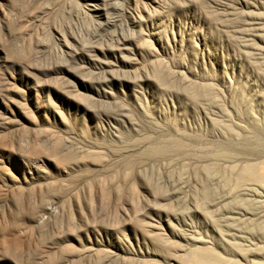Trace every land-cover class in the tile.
I'll use <instances>...</instances> for the list:
<instances>
[{
  "label": "rangeland",
  "instance_id": "rangeland-1",
  "mask_svg": "<svg viewBox=\"0 0 264 264\" xmlns=\"http://www.w3.org/2000/svg\"><path fill=\"white\" fill-rule=\"evenodd\" d=\"M146 1L145 33L126 16L145 0H0V264H187L164 223L216 248L204 205L264 185V0ZM258 238L226 243L262 263Z\"/></svg>",
  "mask_w": 264,
  "mask_h": 264
},
{
  "label": "bare ground",
  "instance_id": "bare-ground-1",
  "mask_svg": "<svg viewBox=\"0 0 264 264\" xmlns=\"http://www.w3.org/2000/svg\"><path fill=\"white\" fill-rule=\"evenodd\" d=\"M134 2H137V0H133ZM148 3L150 4L151 2H149V1H146L145 0V2H143L142 3V5H143V9L145 10V13H143L142 12V10H137V9H134V10H129V11H127V18H128V20H129V22H130V24L133 26L132 28L134 29V28H138V30H139V32H145V29H146V27L147 26H151V27H154V25L155 26H159L160 24H161V22H160V17L161 16H157V14L155 13H151V12H148L147 10H146V8H147V5H148ZM119 5V4H118ZM128 5V4H127ZM154 5L158 8V9H164V5L163 4H161V3H159V2H155L154 1ZM141 8V7H140ZM165 17L166 18H168V19H170L171 18V15H169V14H165ZM99 26V25H98ZM135 30V29H134ZM136 31V30H135ZM146 33V32H145ZM158 33H159V29L157 30V31H152L151 29H150V32H149V34H150V36H152L153 38H156V39H159V36H158ZM250 35V38H254V37H256V38H260V39H262V40H264V37L260 34V33H250L249 34ZM153 56H155L156 54H152ZM146 106H147V104H146ZM151 109H152V111H154V113L157 111V109H156V107L155 106H153L152 105V107H151ZM149 110V109H148ZM157 113L158 114H160L158 111H157ZM157 114V115H158ZM159 116V115H158ZM163 117V116H162ZM164 118V117H163ZM175 118V117H174ZM177 118H179V117H177ZM158 119H160V118H158ZM170 119V118H169ZM206 119L211 123V125L215 128L213 131H212V134H214V135H216L217 137L220 135V133H222L221 131L222 130H220L219 128H217V125H215L214 124V121L212 120V118H210L209 116H206ZM177 120V119H176ZM163 121H165V120H163ZM175 121V120H174ZM173 121V122H174ZM167 122V121H166ZM169 122V121H168ZM181 125V124H180ZM184 125V124H183ZM183 125H181L182 127H183ZM172 126V125H171ZM173 126H174V124H173ZM181 126H179V124L177 123V124H175V128H178V127H181ZM185 126V125H184ZM203 131H205V130H203ZM195 133V132H194ZM238 134H234V137H238L237 136ZM198 137V136H197ZM221 151V150H220ZM198 152V151H197ZM207 153V152H206ZM210 153V152H209ZM222 153V152H221ZM220 153V154H221ZM224 153V152H223ZM219 154V153H218ZM217 154V155H218ZM216 155V156H217ZM224 155H226L225 153H224ZM223 155V156H224ZM188 156V155H187ZM222 156V155H221ZM228 154L225 156L226 157V159L228 158V157H230V155L228 156ZM192 157V156H191ZM208 157H210V156H208ZM213 157V156H212ZM220 157V156H219ZM182 158V157H181ZM214 158H216V157H214ZM221 158V157H220ZM224 158V157H223ZM216 159H218V158H216ZM229 159V158H228ZM227 159V160H228ZM173 160V159H172ZM171 160V161H172ZM230 160V159H229ZM170 161V162H171ZM182 161V160H181ZM199 161V160H198ZM209 161V160H208ZM213 162V161H212ZM181 163V162H180ZM215 163V162H214ZM185 164V163H184ZM195 164V163H194ZM215 164H218V162L217 163H215ZM224 165H225V163H223ZM222 164V165H223ZM227 164V163H226ZM251 164V163H250ZM181 165V164H180ZM204 165V164H203ZM211 165V164H210ZM183 166V165H182ZM181 166V167H182ZM185 167H186V165H184ZM207 166V165H206ZM205 166V167H206ZM213 166V165H212ZM216 166L217 165H214L212 168H209V167H211V166H209V164H208V167L206 168V170L207 171H205L204 170V172L206 173V172H209V174L211 173L212 175H214V174H220L219 172H220V168H216ZM226 166V165H225ZM176 167V166H175ZM204 167V168H205ZM237 167V166H236ZM236 167H235V169H236ZM245 167V166H244ZM249 167V166H248ZM184 168V167H183ZM187 168V167H186ZM202 165H201V169L200 170H202ZM203 168V169H204ZM230 168H232L231 166L229 167V169ZM243 168V167H242ZM178 169V168H177ZM181 169V168H180ZM228 169V170H229ZM234 169V170H235ZM184 170H187V169H184ZM184 170H182V171H184ZM234 170H232V171H234ZM242 170V169H241ZM251 170V169H250ZM253 170H254V167H253ZM179 171V170H178ZM181 171V170H180ZM222 171V170H221ZM252 171V170H251ZM243 172V171H242ZM247 172V171H246ZM182 172H180V174H181ZM184 173V172H183ZM197 173V172H196ZM223 173H225V172H223ZM245 173V172H244ZM250 173H252V172H250L249 171V173L248 174H250ZM179 174V173H178ZM180 174H179V177H180ZM222 174V173H221ZM239 174V173H238ZM177 175V174H176ZM200 175V174H199ZM201 175H203V174H201ZM217 175V176H218ZM226 175V174H225ZM224 175V176H225ZM246 175V174H245ZM167 176V175H166ZM222 176V175H221ZM223 176V177H224ZM239 176V175H238ZM237 176V179H240L239 177ZM241 176V175H240ZM169 177V176H168ZM167 177V178H168ZM215 177V176H214ZM243 176H241V178H242ZM247 177V176H246ZM246 177L244 176V178L242 179V181L244 180V179H246ZM181 178H183V176L181 175V177H180V179H179V182H180V180H182ZM200 178V177H199ZM218 178H221V179H219L220 180V183H221V181H224L225 180V178H228V177H225V178H222V177H218ZM171 180H172V177L170 178ZM210 179V178H209ZM224 179V180H223ZM263 179V178H262ZM178 180V179H177ZM228 180V179H227ZM227 180H226V184L225 185H227ZM241 180V179H240ZM240 180H238V181H240ZM247 180V179H246ZM249 180H252V178H249ZM260 180V179H259ZM170 181V180H169ZM234 181V180H233ZM211 182V181H210ZM225 182V181H224ZM230 182H231V180H230ZM244 182V181H243ZM249 182V181H248ZM254 182H256V181H254ZM258 182V181H257ZM178 183V182H177ZM223 183V182H222ZM221 183V184H222ZM233 183V182H232ZM242 183V182H241ZM253 183V182H252ZM157 184V183H156ZM223 184V185H224ZM235 184V183H234ZM240 184V182L237 184V186ZM244 184V183H243ZM243 184H241V186L243 185ZM254 184V183H253ZM252 184V185H253ZM256 184V183H255ZM258 184V183H257ZM174 185V184H173ZM223 185H221V186H223ZM251 185V186H252ZM258 185H260V184H258ZM162 186V185H161ZM217 186V185H216ZM231 186H233V185H231ZM230 186V187H231ZM240 186V187H241ZM244 186V185H243ZM257 186V185H256ZM228 187V186H227ZM235 188L233 191H231V193L230 192H228L227 194H225V195H221V194H218V195H216V197L214 198V199H212L211 200V202H207L208 204L205 206L204 205V207H205V209L203 210V212L202 211H200V215L202 216V218H203V220H204V222H205V224L207 225V227L209 228L208 230H209V232L211 233V237H213V238H216V239H214V241H215V243H216V248L218 247V248H222L223 250H225L226 251V253H224V252H222V253H224V254H226L227 256H230V257H225V256H222V255H224V254H222V253H220V254H222V255H220L219 254V252H217L216 250H218V249H216V248H214V247H212V246H209V245H207V243H209L210 244V242H212L213 240H211L210 241V239L211 238H205L206 240H204V239H195V237L194 236H192L191 234L189 235L188 234V236L186 235V236H183L182 234H179L178 232H176L174 229H173V226L172 225H170L169 223L170 222H168V221H166L165 223H164V225H165V228L167 229V231L169 232V234H172V236H175V237H177L178 238V240L180 241V239H182V240H185V241H187L186 243H188V241L190 240L191 241V244H194V245H191V244H187L188 246H190V248H192L191 246H194L193 247V249H191L192 250V252H193V254H195L194 255V259L191 261V262H189V263H187V264H264V262H262V263H260L259 261H257V259H260L261 258V260H263L262 259V257H263V252L261 253L260 251V253L258 252V250H257V252H250V250H249V252L248 253H246V252H244V251H240V250H238V248L239 249H244V247L241 245V246H239L240 245V243H237V244H235V245H231V243L230 244H228V242L226 243V241L227 240H229V239H233V238H240V239H243L244 240V242H245V240L246 239H248V238H250V237H253V236H255V237H259L258 239L260 240V242H264V228H261V229H258L257 231H255V227H254V225H255V221H256V219L257 218H260L262 221H264V185H260L258 188H255V189H250L251 187H249V189L247 188V189H241V188H243V187H241V188ZM245 187V186H244ZM176 188V187H175ZM223 188H224V186H223ZM226 188V187H225ZM224 188V189H225ZM260 188V189H259ZM178 189V188H177ZM214 190V189H213ZM220 193V192H219ZM224 194V193H223ZM212 197V196H211ZM201 200V199H200ZM199 200V201H200ZM205 200H206V198H205ZM192 201V200H191ZM198 201V202H199ZM194 203V202H193ZM205 204V203H204ZM179 206H180V204H179ZM188 206V205H187ZM202 206V205H201ZM212 206H217L219 209H218V211L217 212H215V213H211V211H210V209H208L209 207H212ZM196 208V207H195ZM197 208H198V206H197ZM173 209V208H172ZM213 209V208H212ZM217 209V208H216ZM198 210V209H197ZM200 210V209H199ZM175 211V210H174ZM216 211V210H215ZM197 212V211H196ZM175 217H176V215H174ZM35 217H36V214H34L33 216H31L30 217V220H32V221H34V222H36V223H38V224H44V223H46L47 222V218H48V214H47V212L45 211H43V213L40 215V217L35 221ZM131 217V216H130ZM174 217V218H175ZM1 218H3V221H4V217H1ZM173 218V219H174ZM177 218H179L178 216L175 218V219H177ZM181 218V217H180ZM184 218V217H183ZM182 219V218H181ZM169 220V219H168ZM180 220V219H179ZM182 221V223L184 224V225H186V223L183 221V220H181ZM186 221V220H185ZM141 222V221H140ZM4 223H5V225L4 226H0V242H1V240L2 239H8V240H11V241H15V237H14V223H13V220L12 219H8V220H6V221H4ZM182 224V225H183ZM134 225V224H133ZM132 225V226H133ZM155 225V224H154ZM153 225V228H154V230L155 229H157V230H159L160 228H158V227H156V226H154ZM134 226H137V224L136 225H134ZM132 227L134 230H132V231H134V232H136V235H137V231L139 230L138 229V226H137V228L136 227ZM143 226V225H142ZM140 227V226H139ZM175 227V226H174ZM189 227V226H188ZM131 228V227H130ZM143 228V227H142ZM153 228H151V229H153ZM164 228V227H163ZM161 229V230H164V229ZM187 228V227H186ZM146 229H148V228H146ZM145 229V230H146ZM176 229V228H175ZM195 229V228H194ZM156 230V231H157ZM196 230V229H195ZM140 231H141V238L142 239H146V238H148L149 239V242H150V244L153 246V252H154V254H157L156 252H158L157 250H158V245L155 243V239H156V237L157 236H155V238H154V236H153V238H152V236H149L148 237V234L149 233H147L146 231H143V230H141L140 229ZM150 231V230H149ZM165 231V230H164ZM192 231V230H191ZM194 231V230H193ZM192 231V232H193ZM153 233L155 232V231H152ZM159 232H161V231H159ZM207 232V231H206ZM151 233V232H150ZM180 233H182V232H180ZM152 234V233H151ZM163 234V233H162ZM161 234V235H162ZM184 234V233H183ZM208 234V233H207ZM185 235V234H184ZM194 235V234H193ZM170 236V235H169ZM197 236V235H196ZM208 236V235H207ZM107 237V236H106ZM162 237H163V235H162ZM165 237V236H164ZM167 237V236H166ZM171 237V236H170ZM200 237H201V235H200ZM210 237V236H209ZM161 238V237H160ZM159 238V239H160ZM118 239V238H117ZM176 239V238H175ZM161 240V239H160ZM96 241H98V240H96ZM174 241V240H173ZM184 241V242H185ZM231 241V240H230ZM229 241V242H230ZM235 241H236V239H235ZM250 241H251V239H250ZM256 241V240H255ZM137 242H139L138 241V239H137ZM232 242V241H231ZM168 243V242H167ZM214 243V242H213ZM232 243H234V242H232ZM246 243V242H245ZM253 243V242H252ZM212 244V243H211ZM239 244V245H238ZM259 244V243H258ZM264 244V243H263ZM155 245V246H154ZM172 245V244H171ZM175 245V244H174ZM198 245H201V246H198ZM253 245V244H252ZM151 246V247H152ZM263 246V245H262ZM240 247H242V248H240ZM246 247V246H245ZM250 247V246H249ZM165 248V247H164ZM190 248H188V249H190ZM141 249V248H140ZM187 249V250H188ZM196 249V250H195ZM262 249H264V248H262ZM261 249V250H262ZM147 250V249H146ZM221 250V249H220ZM222 250V251H223ZM253 250V249H252ZM251 250V251H252ZM190 251V250H189ZM247 251V250H246ZM256 251V250H255ZM148 252H150L151 254H152V251H151V249H150V251H148ZM170 252V251H169ZM191 252V253H192ZM201 252V253H200ZM229 253V254H228ZM188 256V255H187ZM192 257V256H191ZM9 264H10V261H8L7 259H5ZM184 261V260H183ZM182 262V261H181ZM178 264H180V263H178ZM183 264V263H182Z\"/></svg>",
  "mask_w": 264,
  "mask_h": 264
}]
</instances>
